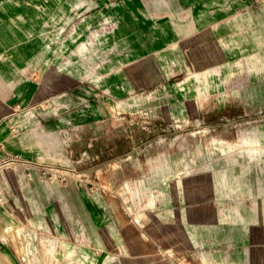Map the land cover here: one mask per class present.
Wrapping results in <instances>:
<instances>
[{
	"label": "rangeland",
	"instance_id": "rangeland-1",
	"mask_svg": "<svg viewBox=\"0 0 264 264\" xmlns=\"http://www.w3.org/2000/svg\"><path fill=\"white\" fill-rule=\"evenodd\" d=\"M0 30V264H264V0H0Z\"/></svg>",
	"mask_w": 264,
	"mask_h": 264
},
{
	"label": "crops",
	"instance_id": "crops-1",
	"mask_svg": "<svg viewBox=\"0 0 264 264\" xmlns=\"http://www.w3.org/2000/svg\"><path fill=\"white\" fill-rule=\"evenodd\" d=\"M12 30L13 27L9 26ZM16 36L19 34L14 32ZM11 37V34H6L4 30H0V49H3L6 44V38ZM13 95V88L11 85L10 80H6L5 78L0 76V142H2L7 134V126L4 125L6 118H8V114H12V108L14 107L16 103L11 102V98ZM16 102V101H15ZM20 104H16V106H19ZM17 108V107H16Z\"/></svg>",
	"mask_w": 264,
	"mask_h": 264
},
{
	"label": "bare ground",
	"instance_id": "bare-ground-1",
	"mask_svg": "<svg viewBox=\"0 0 264 264\" xmlns=\"http://www.w3.org/2000/svg\"><path fill=\"white\" fill-rule=\"evenodd\" d=\"M132 100H139V98H131ZM34 118H35V115H34V113H32V112H26L25 114H24V116L23 117H21V124H25V123H29V122H31L32 120H34ZM64 245V247H66L67 249L69 248V244H67V243H63ZM77 256H79V255H77ZM80 257V256H79Z\"/></svg>",
	"mask_w": 264,
	"mask_h": 264
}]
</instances>
